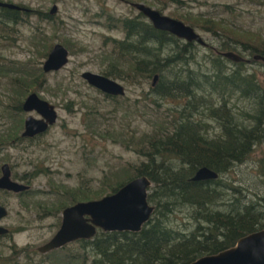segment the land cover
Masks as SVG:
<instances>
[{
	"label": "rangeland",
	"instance_id": "rangeland-1",
	"mask_svg": "<svg viewBox=\"0 0 264 264\" xmlns=\"http://www.w3.org/2000/svg\"><path fill=\"white\" fill-rule=\"evenodd\" d=\"M10 1L23 4L31 12L15 24L0 21V70L4 72L0 73V137L3 138L0 165L8 163L13 179L31 187L22 194L0 191V202L8 209L0 224L12 232L10 237H0V264H65L66 249L45 254L36 250L60 225L62 209L58 211L57 205L65 198L64 190L82 189L84 193L104 188L106 191V183L117 172L132 173L135 166L145 161L136 151L140 133L152 131L158 120H174L175 110L181 109L182 100L163 99L151 93L152 78L138 82L116 78L125 87V95L114 98L88 85L81 77L84 71L103 74L109 69V61L115 60L112 39L124 37L119 20L138 14L131 3H144L194 27L207 46L196 43L192 48L194 59L198 60L193 68L210 70L208 56L217 54L222 40H227L234 48L232 51L245 58L244 68L254 71L264 81V61L252 60L241 49V43H233L224 34L241 39L253 35L264 38V0ZM53 5L57 9L49 14ZM211 21L220 26L218 30L212 31ZM42 36L47 45L61 43L69 51L67 64L59 70L43 72L45 81L41 84L38 81L37 85L36 93L55 106L57 119L42 135L16 141L14 134L19 136L22 132V120L28 115L39 118V114L21 110L13 115L7 107L12 94L10 77L18 75L13 67L26 60H31L28 67L42 68L46 57L37 56L38 38ZM168 52L165 49L162 54ZM226 65L228 69L235 68L233 61ZM233 104L240 109L250 108L246 99L235 100ZM201 118L208 122L210 135L217 133L214 119ZM260 158L264 160V138L248 160L236 164L221 177L256 200L264 196ZM187 220L184 211L172 218L175 224ZM78 247L74 243L68 248L78 253Z\"/></svg>",
	"mask_w": 264,
	"mask_h": 264
},
{
	"label": "trees",
	"instance_id": "trees-1",
	"mask_svg": "<svg viewBox=\"0 0 264 264\" xmlns=\"http://www.w3.org/2000/svg\"><path fill=\"white\" fill-rule=\"evenodd\" d=\"M29 13L0 7V21L15 24ZM143 23L139 18L119 20L125 37L112 39L115 60L109 61V69L103 75L135 82L149 78L153 81L157 75L151 93L163 99L182 100L181 109L175 110L174 120H158L152 131L140 133L136 151L145 161L135 166L132 173L117 172L106 183V191L100 188L99 192L83 193L82 189H65V198L60 199L57 210L77 201L98 199L132 178L145 175L153 184L148 201L154 211L138 232L98 230L91 238L59 248L66 249L65 264H188L233 247L241 237L264 228V211L260 207L264 209V196L248 198L240 187L221 177L248 160L264 138V81L244 68V60L233 61L235 68H227L226 63L231 60L220 53L234 50L227 40H222L217 54L208 56L210 70L205 72L201 67L193 68L198 62L192 51L196 43H183ZM209 23L212 31L220 27L215 21ZM224 34L233 43H241V49L252 60L255 55L264 56V38L252 34L249 39H241ZM38 41L37 56L42 59L54 44L47 45L43 36ZM165 49L169 52L164 55ZM29 61L16 62L18 66L13 68L18 75L10 77L12 94L7 107L13 115L22 110L24 96L39 89L38 81H45L42 68L28 67ZM240 99H246L250 108H236L233 101ZM201 116L214 119L217 133L209 134V124ZM259 165L264 170L262 158ZM202 166L217 172L218 177L191 180ZM183 211L187 222H172ZM74 243L79 246L78 253L68 248Z\"/></svg>",
	"mask_w": 264,
	"mask_h": 264
},
{
	"label": "water",
	"instance_id": "water-1",
	"mask_svg": "<svg viewBox=\"0 0 264 264\" xmlns=\"http://www.w3.org/2000/svg\"><path fill=\"white\" fill-rule=\"evenodd\" d=\"M133 5L150 20L154 28L167 31L188 42L195 41L200 45L206 44L199 33L183 21L163 15L158 10L143 3H134ZM0 7L29 11L28 8L6 1H0ZM56 9L57 6L53 5L49 14H53ZM220 53L223 57L234 62L245 60V58L231 50ZM254 59L264 61V56L255 55ZM68 60V49L61 43H55L42 64V70L45 73L59 70L67 64ZM81 77L88 85L104 94L111 96L125 95V87L108 76L84 71L81 73ZM156 79L157 75H154L153 84ZM22 109L26 112L35 111L40 115V118L31 115L25 118L23 136L41 133L55 123L57 119L55 106L40 98L36 92H31L25 97ZM1 171L0 188L14 192L29 188V186L10 178V169L7 163L1 166ZM217 177V172L202 166L197 169L191 180H210ZM150 186L151 181L149 178L141 175L132 178L113 193L106 194L98 199L77 201L64 207L61 211V221L57 231L49 240L38 247V251L45 253L79 239L91 238L98 230L140 231L154 211V206L148 201ZM6 214V208L0 205V218ZM5 232H7V228L0 225V234ZM188 264H264V228L241 237L233 247L216 254L201 256Z\"/></svg>",
	"mask_w": 264,
	"mask_h": 264
},
{
	"label": "flooded vegetation",
	"instance_id": "flooded-vegetation-1",
	"mask_svg": "<svg viewBox=\"0 0 264 264\" xmlns=\"http://www.w3.org/2000/svg\"><path fill=\"white\" fill-rule=\"evenodd\" d=\"M138 3V2H137ZM134 3H131V5L138 11V14H136L135 16H133V17H128L127 19H137V18H139L140 20H142V21H144L146 24H150V25H152V23L150 22V20L142 13V12H140L134 5H133ZM144 4V3H143ZM146 5V4H145ZM148 6V5H147ZM22 7H24V6H22ZM149 7H151V6H149ZM151 8H153V7H151ZM155 9V8H154ZM29 11L28 12H31V10L30 9H28ZM156 10H158V9H156ZM20 11H22V10H20ZM159 11V10H158ZM22 12H26V11H22ZM160 12V11H159ZM161 13V12H160ZM162 14V13H161ZM164 15V14H163ZM167 16V15H166ZM123 19V18H122ZM175 19H177V18H175ZM179 20V19H178ZM145 23H143V24H145ZM185 23V22H184ZM186 24V23H185ZM189 25V24H188ZM191 26V25H190ZM152 27H153V25H152ZM191 27H193V26H191ZM154 28V27H153ZM194 28V27H193ZM154 29H156V28H154ZM157 30H159V29H157ZM195 30V29H194ZM159 31H163V30H159ZM164 32H166V33H169V32H167V31H164ZM169 34H171V33H169ZM171 35H173V34H171ZM173 36H175V35H173ZM124 37H125V32H124ZM123 37V38H124ZM176 37V36H175ZM122 38V39H123ZM176 38H178V37H176ZM181 42H188V41H186V40H184V39H181V38H178ZM191 42H194V43H197V42H195V41H191ZM197 44H199V43H197ZM200 45V44H199ZM201 46H207V43L205 44V45H201ZM44 72V71H43ZM4 73V72H3ZM31 93V92H30ZM29 94V93H28ZM27 94V95H28ZM26 95V96H27ZM23 101H24V99H23ZM23 101H22V103H23ZM21 109H22V104H21ZM23 110V109H22ZM24 111V110H23ZM39 118H40V115H39ZM21 121V120H20ZM54 124V123H53ZM24 125H25V119L24 120H22V125H21V128H22V132L20 133V135L18 136L16 133L14 134L15 135V139H16V141L18 140V139H29V140H31V139H33V138H36L37 136H39V135H42L43 133H45L52 125H50L45 131H43V132H41V133H37V134H34V135H31V136H23L22 135V133H23V131H24ZM4 163H2L1 165H0V176L2 175V171H1V166L3 165ZM8 164V163H7ZM9 165V164H8ZM9 169H10V178L12 179V180H14V181H16V182H18V183H22V184H25V185H27V186H29V188L28 189H25V190H23V191H20V192H14V191H11V190H8V189H3V188H0V191L1 192H3V193H7V192H11V193H15V194H22V193H25V192H28V190L30 189V185L29 184H26V183H23L22 181H17V180H15V179H13V177H12V173H11V168H10V165H9ZM0 205H2V206H4L5 208H6V210H7V214L4 216V217H2V218H0V220H2V219H4L7 215H8V209H7V207L3 204V203H1L0 202ZM62 211V210H61ZM1 225V224H0ZM3 226V225H2ZM5 227V226H4ZM5 228H7V232H5V233H3V234H0V237H2V236H11L12 235V232H11V229L10 228H8V227H5ZM57 231V230H56ZM55 231V232H56ZM54 232V233H55ZM53 233V234H54ZM51 238V237H50ZM49 238V239H50ZM48 239V240H49ZM47 241V240H46ZM45 241V242H46ZM44 243V242H43ZM42 243V244H43ZM41 244V245H42ZM40 246V245H39ZM39 246H37V248H36V250H37V252L38 253H40V254H45V253H48V252H51V251H56L57 249H53V250H50V251H47V252H45V253H42V252H40V251H38V247ZM65 246V245H64ZM59 249V248H58Z\"/></svg>",
	"mask_w": 264,
	"mask_h": 264
},
{
	"label": "bare ground",
	"instance_id": "bare-ground-1",
	"mask_svg": "<svg viewBox=\"0 0 264 264\" xmlns=\"http://www.w3.org/2000/svg\"><path fill=\"white\" fill-rule=\"evenodd\" d=\"M197 171V170H196Z\"/></svg>",
	"mask_w": 264,
	"mask_h": 264
}]
</instances>
